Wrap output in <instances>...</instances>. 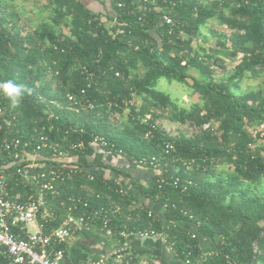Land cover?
I'll use <instances>...</instances> for the list:
<instances>
[{
    "label": "trees",
    "instance_id": "obj_1",
    "mask_svg": "<svg viewBox=\"0 0 264 264\" xmlns=\"http://www.w3.org/2000/svg\"><path fill=\"white\" fill-rule=\"evenodd\" d=\"M146 1L139 10L145 0H101L99 12L84 0H49L48 18L26 31L10 20L15 0H0V82L31 90L15 108L0 94V139L42 134L47 144L38 166L51 164L57 153L78 170L48 198L58 219L53 225L40 220L45 231L70 214L101 211L116 234H162L189 264H264V191L258 192L264 182V0ZM211 24L212 31L222 28L213 31L216 46L240 56L223 80L215 78L203 42ZM162 79L187 85L199 102L179 107L158 89ZM247 80L260 87L238 92ZM83 90L92 109L77 110L68 99L81 100ZM164 122L176 126V135ZM97 136L110 145L104 152L121 150L134 168L136 160L159 158L161 175L146 185L134 182L126 169L103 161L91 145ZM80 143L84 149L74 152ZM168 145L174 149L167 153ZM13 163L10 153H0V172L22 180L14 173L21 164ZM100 170L130 178L145 200L164 208V218L150 216L139 198L120 192L123 183ZM203 241L215 250L205 260Z\"/></svg>",
    "mask_w": 264,
    "mask_h": 264
},
{
    "label": "built area",
    "instance_id": "obj_2",
    "mask_svg": "<svg viewBox=\"0 0 264 264\" xmlns=\"http://www.w3.org/2000/svg\"><path fill=\"white\" fill-rule=\"evenodd\" d=\"M173 0H165L172 3ZM145 9L149 2L145 0L144 5H139L140 10ZM122 8V4L119 5ZM167 24H172V20L165 19ZM117 76H119L117 74ZM86 91L81 92V100L76 96L69 95L68 99L72 106L78 108L92 109L93 105L89 100L83 98ZM2 115V109H0ZM149 117L146 118L148 120ZM144 120V122L146 121ZM10 124L8 123V129ZM3 126L0 125V130ZM7 133V132H6ZM47 137L40 134L38 137H18L0 139V153H10L15 163L21 164L16 168V174L22 176V180L14 178L13 173L0 172V264H63L66 259L68 242L71 241L81 228L96 226L97 222H102L101 230L108 236H113L110 227V218L106 213L93 211L90 214L81 216L68 215L60 225L45 231L43 220L47 225H53L58 219L57 213L49 206L48 198L56 196V184L65 181L77 168L70 165L72 159L63 154L54 153V161L51 164L38 166L40 151L46 147ZM92 147L100 151L104 162L116 164L113 158H124L121 150L117 151V156L104 152L103 148L110 147L107 140L97 136ZM35 146L34 153L30 154L26 150ZM114 148V146H112ZM71 149L75 152L84 149L83 143L73 144ZM174 149L173 145H168V151ZM55 163V164H54ZM140 168L154 167L156 174L161 175L159 158H147L136 160ZM94 169V168H93ZM96 168L94 171H98ZM93 175L92 172H89ZM91 177V176H90ZM92 178V177H91ZM121 180V179H118ZM162 183L166 179L162 177ZM178 180L175 184H177ZM120 181L117 182L120 185ZM123 186V185H122ZM125 193L124 188L120 191ZM153 216L152 212H149ZM29 227L34 230L30 232ZM119 235L126 236L125 232ZM157 234H144L139 236H155ZM194 237V236H193ZM214 254H205L203 260ZM2 261V262H1ZM189 264V260H186ZM80 264H160L159 262H137L133 257H129L120 250H115L109 256L87 259Z\"/></svg>",
    "mask_w": 264,
    "mask_h": 264
},
{
    "label": "crops",
    "instance_id": "obj_3",
    "mask_svg": "<svg viewBox=\"0 0 264 264\" xmlns=\"http://www.w3.org/2000/svg\"><path fill=\"white\" fill-rule=\"evenodd\" d=\"M88 2L89 7L95 0H84ZM101 1V0H99ZM97 3V2H95ZM96 5V4H95ZM93 10L101 11V8L93 6ZM212 24L203 30L206 42L203 41L209 51L213 56V68L215 70V75L217 71L231 70V66L240 60V56L234 53L231 49L221 48L216 46L217 34L222 31V28L216 29L217 34L212 32ZM215 39V41L213 40ZM201 42V43H203ZM231 67V68H230ZM228 73L220 72L215 76L218 80H223L228 76ZM111 160L115 161V165L119 168L126 169L132 175V180L138 184L146 185L151 182L153 176L156 175V170H149L145 168H134L131 164L123 158H113ZM104 177L112 178L116 177L120 179L114 171L100 170ZM130 178H124L119 180L123 183V188L126 193L139 198L144 205L151 210L159 218H164L165 210L162 206L155 204L149 200H145L139 192L134 188ZM123 181V182H122ZM30 232L34 230L33 227H29ZM144 236L128 234L125 237L119 234L113 236H108L105 234L101 228L98 226H91L87 228H81L74 238L68 242L65 247L66 258L70 259L73 264H80L87 259H93L96 257L109 256L115 250L122 251L123 254L133 257L137 262H159L160 264H188L185 260L178 258L173 251L168 247L165 241V237L162 234H157L155 236H148L144 239ZM202 249L205 254L215 253V250L206 241L202 242Z\"/></svg>",
    "mask_w": 264,
    "mask_h": 264
},
{
    "label": "rangeland",
    "instance_id": "obj_4",
    "mask_svg": "<svg viewBox=\"0 0 264 264\" xmlns=\"http://www.w3.org/2000/svg\"><path fill=\"white\" fill-rule=\"evenodd\" d=\"M95 2H92L90 4L91 6L90 8L94 9L93 6H97L98 8L102 9L101 2L99 0H95ZM48 3L49 0H15L14 4L12 5V9L9 12L11 13L10 20L16 21L19 25L23 27L24 30L32 31L40 21L48 18L50 14L49 10L46 9ZM215 30L216 29H213V31ZM65 32L66 34H69V29L66 28ZM213 40L215 41V39ZM220 72L228 73L229 70L220 71ZM220 72L217 71L216 75L219 76L218 74ZM259 87H260V82L258 83L255 81L247 80L239 86L238 92L247 93ZM158 89L170 95L171 98L176 99L178 101L179 107L182 108L189 109L194 104L199 102V98L197 96H190L191 93L190 89L187 87V85H184L182 83L170 82L168 79H162L158 83ZM113 120L117 121L118 124L122 126L121 124L122 122H119V120H117L116 117H113ZM175 127L176 126L173 125L172 123L169 122L163 123V128L167 132L173 135H176L175 132L176 130L174 131ZM263 191H264V182L258 188L259 193Z\"/></svg>",
    "mask_w": 264,
    "mask_h": 264
},
{
    "label": "clouds",
    "instance_id": "obj_5",
    "mask_svg": "<svg viewBox=\"0 0 264 264\" xmlns=\"http://www.w3.org/2000/svg\"><path fill=\"white\" fill-rule=\"evenodd\" d=\"M30 89L21 84H16L11 80L0 82V94L10 100L11 107H17L24 95L30 94Z\"/></svg>",
    "mask_w": 264,
    "mask_h": 264
},
{
    "label": "water",
    "instance_id": "obj_6",
    "mask_svg": "<svg viewBox=\"0 0 264 264\" xmlns=\"http://www.w3.org/2000/svg\"><path fill=\"white\" fill-rule=\"evenodd\" d=\"M141 238H145V237H141ZM63 264H73L72 263V261L70 260V259H68V258H66L65 260H64V263Z\"/></svg>",
    "mask_w": 264,
    "mask_h": 264
}]
</instances>
